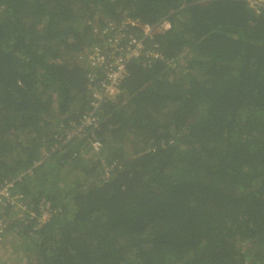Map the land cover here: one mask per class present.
I'll return each instance as SVG.
<instances>
[{
	"label": "trees",
	"instance_id": "1",
	"mask_svg": "<svg viewBox=\"0 0 264 264\" xmlns=\"http://www.w3.org/2000/svg\"><path fill=\"white\" fill-rule=\"evenodd\" d=\"M126 19L168 27L70 138L91 107L88 55ZM3 182L25 217L0 204V257L21 264H264V10L0 0Z\"/></svg>",
	"mask_w": 264,
	"mask_h": 264
},
{
	"label": "built area",
	"instance_id": "2",
	"mask_svg": "<svg viewBox=\"0 0 264 264\" xmlns=\"http://www.w3.org/2000/svg\"><path fill=\"white\" fill-rule=\"evenodd\" d=\"M246 5L255 13H260L264 10V0H245ZM128 25L130 27L138 26L142 36L140 38L134 37L133 34L127 31ZM168 27L167 21H162L153 25H146L138 22L137 20L126 19L122 20L118 24H114L113 21L107 22L106 30L101 33L105 34L106 31H113L112 38H107L104 41V46H95L88 55L89 67L92 71L88 73V80L93 85L91 91L90 109L84 114L82 123L73 133H69L67 136L70 138L73 135L79 136L80 131L86 128H94L99 121L98 111L101 108V104L106 99L113 98L119 93L120 84L127 75V63L142 52L152 49L154 46H149L151 43V35L155 30H161ZM126 39V43L123 46H109L111 43H118L119 39ZM108 45V46H107ZM104 48V49H103ZM113 48V50H105ZM157 54L149 55L146 57H156ZM101 70L102 76H98L97 72ZM83 128V129H82ZM93 150L97 151L101 144L99 141H93L91 143ZM110 170V169H109ZM108 174V168H105V175ZM7 183V182H6ZM0 186V204H9L14 206V211L19 213V220L24 216V209H17L18 201L16 198H11L6 190V184L3 182ZM24 212V213H23ZM28 217L32 218L34 211H27ZM46 215V213H45ZM9 221V220H8ZM7 219L0 218V240L1 235L5 230ZM0 264H14L6 260L5 257H0Z\"/></svg>",
	"mask_w": 264,
	"mask_h": 264
},
{
	"label": "rangeland",
	"instance_id": "3",
	"mask_svg": "<svg viewBox=\"0 0 264 264\" xmlns=\"http://www.w3.org/2000/svg\"><path fill=\"white\" fill-rule=\"evenodd\" d=\"M92 30H95V29H92ZM4 252H6V251H4ZM1 256L5 257L7 261L12 262V263L15 262L17 264H21V262H22V259H21L22 257H19L20 253L11 252V254H7V255L1 254Z\"/></svg>",
	"mask_w": 264,
	"mask_h": 264
},
{
	"label": "clouds",
	"instance_id": "4",
	"mask_svg": "<svg viewBox=\"0 0 264 264\" xmlns=\"http://www.w3.org/2000/svg\"><path fill=\"white\" fill-rule=\"evenodd\" d=\"M138 21V20H137ZM139 22V21H138ZM141 23V22H140Z\"/></svg>",
	"mask_w": 264,
	"mask_h": 264
},
{
	"label": "bare ground",
	"instance_id": "5",
	"mask_svg": "<svg viewBox=\"0 0 264 264\" xmlns=\"http://www.w3.org/2000/svg\"><path fill=\"white\" fill-rule=\"evenodd\" d=\"M21 240H22V238H21Z\"/></svg>",
	"mask_w": 264,
	"mask_h": 264
}]
</instances>
